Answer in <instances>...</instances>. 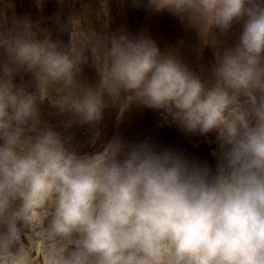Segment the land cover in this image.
I'll list each match as a JSON object with an SVG mask.
<instances>
[{
  "label": "clouds",
  "instance_id": "clouds-1",
  "mask_svg": "<svg viewBox=\"0 0 264 264\" xmlns=\"http://www.w3.org/2000/svg\"><path fill=\"white\" fill-rule=\"evenodd\" d=\"M147 3L213 50L209 69L144 34L97 32L86 7L61 26L64 44L27 17L9 23L0 0V264H264V0ZM86 51L96 85L80 79ZM45 102L68 117L60 130ZM133 105L214 137L215 165L147 139L101 141L105 109L119 123Z\"/></svg>",
  "mask_w": 264,
  "mask_h": 264
},
{
  "label": "rangeland",
  "instance_id": "rangeland-1",
  "mask_svg": "<svg viewBox=\"0 0 264 264\" xmlns=\"http://www.w3.org/2000/svg\"><path fill=\"white\" fill-rule=\"evenodd\" d=\"M6 5L5 16L9 23L13 16L17 19L27 17L33 24H39L42 30L49 31L53 39H59L64 44L69 41V30L61 26L66 24L69 17L79 14L86 7L90 10L92 26L97 32L124 30L132 36L144 34L153 39L161 50L175 49L182 61L196 72L209 69L213 63V50L205 48L200 52L197 34L192 29L186 28L177 17L166 11L157 13L150 9L147 0H141L140 3L134 0H108L107 26L103 17L96 16L100 8L99 0H63V3L61 0H6ZM239 29V24L233 26L227 43L233 42ZM84 56L86 60L81 65L80 79L86 84L96 85L99 75L92 65L91 52L86 51ZM15 82L29 85V90H32L30 73L17 75ZM41 111L44 118L56 125L58 130L62 121L68 118L66 115H57L47 102L41 105ZM116 116V108L105 109L100 125L101 141L117 134L128 141L147 139L157 147H171L190 158L215 165L212 152L216 150V144L212 136L186 133L170 120L165 122L161 113L142 106H131L119 123ZM70 134L82 151L93 150V146L87 143L90 138L87 126L74 125Z\"/></svg>",
  "mask_w": 264,
  "mask_h": 264
}]
</instances>
